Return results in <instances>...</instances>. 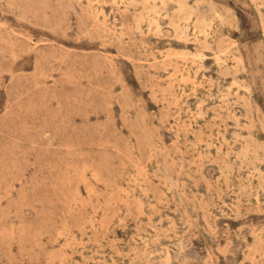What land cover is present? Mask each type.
<instances>
[{"label":"rangeland","instance_id":"374dc122","mask_svg":"<svg viewBox=\"0 0 264 264\" xmlns=\"http://www.w3.org/2000/svg\"><path fill=\"white\" fill-rule=\"evenodd\" d=\"M0 264H264V0H0Z\"/></svg>","mask_w":264,"mask_h":264}]
</instances>
